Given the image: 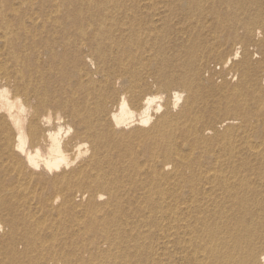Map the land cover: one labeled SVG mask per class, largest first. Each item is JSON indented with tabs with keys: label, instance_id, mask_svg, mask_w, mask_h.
Instances as JSON below:
<instances>
[{
	"label": "bare ground",
	"instance_id": "6f19581e",
	"mask_svg": "<svg viewBox=\"0 0 264 264\" xmlns=\"http://www.w3.org/2000/svg\"><path fill=\"white\" fill-rule=\"evenodd\" d=\"M156 1L0 0V264H264V0Z\"/></svg>",
	"mask_w": 264,
	"mask_h": 264
},
{
	"label": "rangeland",
	"instance_id": "374dc122",
	"mask_svg": "<svg viewBox=\"0 0 264 264\" xmlns=\"http://www.w3.org/2000/svg\"><path fill=\"white\" fill-rule=\"evenodd\" d=\"M6 1V0H5ZM156 1V0H155ZM162 1H167V2H170V1H172V0H162ZM161 0H157L156 2L157 3H160V2H162ZM4 9H6V6H5V8ZM35 9H40L38 6H35L34 8H33V10L35 11ZM4 11H6L7 12V14H6V16H5V19H4V22L5 23H7V22H12L13 20H16V16H14V14H12L10 11H7V10H4ZM38 41H41V36H38ZM206 63V64H205ZM204 64V65H203ZM202 65H201V67H200V70H199V74H198V79H199V81H200V83L201 84H204V85H216V86H237L238 85V81L239 80H236V81H233L232 79V77L230 76V74H229V67L228 68H223V66L221 65V61L219 60H216L215 58H210V59H208L206 62H204ZM57 69H60V67H58ZM149 69H151L152 71H153V68H149ZM61 73H59L56 77H53V83L55 82V85H62L63 83H64V81H65V73H67L68 72V66L67 65H62V68H61ZM151 72V71H150ZM239 79V78H238ZM54 85V86H55ZM37 86L38 87H40V85L37 83ZM54 86H52L51 87V89H53L54 88V90H55V87ZM40 88H42V87H40ZM181 88L178 86V85H173L172 87H171V90H170V92H162V95L163 96H168V94L170 95V97H171V95H172V92L173 91H175V90H180ZM212 102V103H211ZM206 105L204 106V111H203V113H204V116H203V118H204V121L206 122V121H210L211 119H210V115H211V113H218V111H219V113H223L224 112V109H225V105H221V109L219 108V107H217V106H215L214 104H213V98H208V99H206ZM211 104V105H210ZM214 105V106H213ZM212 110V111H211ZM218 110V111H217ZM222 110V111H221ZM211 111V112H210ZM174 113H178V110H176V111H174ZM221 116H222V118H221ZM220 116V120H222V119H224L225 117H226V115H224L223 116V114ZM207 117V118H206ZM206 119H208V120H206ZM237 121H235V122H230V123H228L225 127H222V128H220V129H218L219 130V133H221V134H225L226 133V131H227V129L228 128H230L231 129V133H230V135H231V137H230V139L229 140H232V142H234V145H237V144H239L240 142H241V140H243V138H240V137H244L245 135H246V133L249 135L250 133L249 132H247L248 131V129H246V128H239V123H236ZM240 122V121H239ZM231 123H233V124H231ZM67 127V125L65 124L64 125V128H66ZM138 126H133V127H130V128H128V129H124L123 130V133H119V134H117V136H116V141H115V145H114V147H117V148H119V149H121V151H122V153L123 154H127V155H132V156H137L138 154H141L142 153V150H143V146L137 141V140H135L134 138H132L131 137V132H133L134 131V129L135 128H137ZM215 127H218V125H216V123H215ZM228 127V128H227ZM227 128V129H226ZM237 130H238V132H237ZM224 131V132H223ZM246 131V132H245ZM243 132H245V134L243 133ZM218 133V132H217ZM228 133V132H227ZM240 134H242V135H240ZM244 134V135H243ZM236 135V136H235ZM209 141H211L212 143H213V147H214V145H215V151L217 152L218 150H219V146H220V142H222V140L218 143H215L216 142V140L215 141H212V140H214V139H216V134L214 133V134H212V135H207V136H205ZM128 142V143H127ZM134 142V143H133ZM232 142H231V144H232ZM237 142V143H236ZM138 143V144H137ZM216 144H218L217 146H216ZM223 146H226V149H232V147L231 146H228V145H225V144H222ZM237 147L240 149V151L242 152L240 155H239V157L237 158V160L236 161H238V160H241V159H245V161L243 162V163H248V164H251L252 163V159L251 158H249V157H247V155L244 153L243 154V147L242 146H239V145H237ZM246 155V156H245ZM241 156V157H240ZM243 156V157H242ZM247 158V159H246ZM203 161H204V163H203V165L205 166V163L206 164H209V162L208 161H206V160H204L203 159ZM249 161V162H248ZM37 188H35V190H36ZM31 190V189H30ZM37 191V190H36ZM32 208L34 209L35 208V206H32ZM33 211H36V210H33ZM156 226H152V225H150L149 226V229H150V233L147 235V240H146V242H144V244H146V247H149L150 245H151V243L152 244H155L154 242H157V239H158V237H157V230H158V228H156ZM78 234V239L80 240L81 238H83V240H84V242L86 241H90L91 239H93V238H95L96 236L94 235L95 234V232H87L86 234H84L83 236H80V234L79 233H77ZM91 235V236H90ZM2 237H3V233H0V240L2 239ZM78 244V243H77ZM79 245V244H78ZM81 245V244H80ZM79 245V246H80ZM21 246V247H20ZM15 249H16V251L17 252H21V251H23V244H22V242L21 241H16V243H15ZM164 248H162V250H163ZM161 250V251H162ZM172 249L170 248V251H171ZM79 256H80V253H79ZM86 256V255H85ZM8 256H6V258H7ZM2 260L3 261H5V257L4 256H2V254H0V262H2ZM142 263L141 264H145L147 261H150V260H147V258H144V259H142Z\"/></svg>",
	"mask_w": 264,
	"mask_h": 264
}]
</instances>
